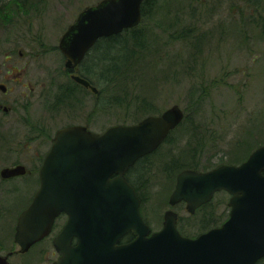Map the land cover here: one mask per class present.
I'll use <instances>...</instances> for the list:
<instances>
[{
    "label": "rangeland",
    "instance_id": "obj_1",
    "mask_svg": "<svg viewBox=\"0 0 264 264\" xmlns=\"http://www.w3.org/2000/svg\"><path fill=\"white\" fill-rule=\"evenodd\" d=\"M100 1L0 0V84L11 89L7 95L0 91V97L18 107L17 114L1 122L0 171L15 164V154L25 165L37 149L46 155L51 144L38 146L35 129L46 126L50 138L75 124L103 133L179 105L186 115L183 123L156 152L136 163L129 179L152 231L163 227L171 208L185 236L220 227L230 215L229 193H218L195 214L186 203L171 207L169 198L182 170L239 165L264 145V1L258 10L252 3L245 8L246 0H158L144 17L138 48L130 42L137 54L129 70L110 81L101 72L110 62L100 66L98 49L78 67L97 87L95 94L72 80L59 42L79 13ZM38 187L36 175L5 184L4 235Z\"/></svg>",
    "mask_w": 264,
    "mask_h": 264
},
{
    "label": "water",
    "instance_id": "obj_2",
    "mask_svg": "<svg viewBox=\"0 0 264 264\" xmlns=\"http://www.w3.org/2000/svg\"><path fill=\"white\" fill-rule=\"evenodd\" d=\"M143 2L101 0L80 12L60 39L65 67L76 68L99 40L138 27ZM73 79L90 87L78 75ZM184 118L185 111L174 105L103 133L82 125L57 131L40 170V189L19 216L17 243L29 248L49 234L65 212L69 220L55 238L60 254L55 264H257L264 258V145L240 165L178 174L171 207L186 202L188 212L195 214L215 193L224 190L231 195L230 217L221 227L189 238L179 231L173 209L166 211L159 231L152 232L143 219L141 200L126 173L155 152ZM23 170L6 168L2 174L10 177ZM128 233L134 239L119 244ZM0 264L8 263L0 257Z\"/></svg>",
    "mask_w": 264,
    "mask_h": 264
},
{
    "label": "flooded vegetation",
    "instance_id": "obj_3",
    "mask_svg": "<svg viewBox=\"0 0 264 264\" xmlns=\"http://www.w3.org/2000/svg\"><path fill=\"white\" fill-rule=\"evenodd\" d=\"M18 63H19V61H17L15 64L9 65L7 67V73L12 72L14 70V67H16ZM69 72L71 73V78L73 77L75 72H76L75 74H78L77 70H70ZM73 81L75 83H77L75 80H73ZM89 82H90L89 88H85L84 86L83 87L85 88L86 91H90V92L94 93L91 89V86H94V85L92 84L91 81H89ZM1 86H3V87H1ZM0 91L4 95H7L9 92H11V89L8 88L7 85L0 84ZM4 100L5 99L3 97H0V126L2 125L1 122H3V120L5 119V116L8 117L10 114H17V110H18V107L16 108V107L4 104ZM12 103L16 104L15 98H13ZM23 108L29 109L28 106L23 107ZM75 125H81V124H75ZM85 126H87L88 129H90L89 125H85ZM35 130H36V135H35L34 142L36 144L38 143V146H42L43 143H46L49 141L51 144V147L49 149V151H50L52 148V145H53L54 138L49 137V135L47 133V127L45 126L41 130H39V129H35ZM49 151L46 153V155L44 157H42L40 150H38V149L35 150L34 153L31 154L27 158V160L25 161L26 163H28V165L27 164L25 165V164H22L21 162H19L20 161V155L15 154L14 155V157L16 159L15 164L13 166L5 167V168L1 169V171H0V195H1V197H0V209L2 208L1 204L4 203L3 202V200H4L3 196L4 195L2 194L3 192L1 190L4 189L5 184L8 183L9 180L16 178V177H25V176L36 175V176H38L39 187H38L37 191L35 192V194L33 195V197L31 198L30 204L25 208V210L31 205L36 193L40 189V186H41L40 170H41V167H42L44 160H45L46 156L48 155ZM40 160H41V164H39ZM138 161L136 162L137 164L140 162V161L139 162ZM16 162H18V163H16ZM136 163L134 166H132L127 171L126 177H127L128 182L134 187V189L136 190V192L138 194L137 188L134 186V184L129 179V178H131V176L128 175L130 170L137 165ZM17 167H23L24 170L15 176H10V177L3 176L2 172L4 169H6V168H11V169L13 168L14 169ZM112 177H114V176H112ZM221 192H226V191H220L218 193H221ZM218 193H216L215 196ZM215 196H214V198H215ZM1 199H2V202H1ZM141 202H142V199H141ZM182 203H185V202H182ZM141 208H142V205H141ZM20 214H19V216H20ZM19 216H17V218H14V220L11 224L10 232L7 233L6 235H4V233L2 231L3 227L0 226V257L5 258L7 260L8 264H55L59 260V257H60V254L58 253V251L55 247V243H54L55 238L64 230L65 226L67 225L68 220H69L68 214L62 213L58 218H56V220L52 226L51 232L49 234L43 236L40 240L36 241L34 244H32L27 249L20 246L16 241V233H17ZM227 220L228 219H226L224 222H226ZM224 222L222 223V225L224 224ZM213 228H216V227H213ZM133 239H134V236L132 235V233H128L126 236H124L121 239L119 244L128 243V242L132 241ZM77 243H78V238L74 237L72 240V245L76 246Z\"/></svg>",
    "mask_w": 264,
    "mask_h": 264
},
{
    "label": "trees",
    "instance_id": "obj_4",
    "mask_svg": "<svg viewBox=\"0 0 264 264\" xmlns=\"http://www.w3.org/2000/svg\"><path fill=\"white\" fill-rule=\"evenodd\" d=\"M263 1L264 0H246L244 7H247L248 4L246 3H252L257 5V9L259 10V7H263ZM158 4V0L144 1L142 5V24L145 19L144 17L148 15L150 10L158 7ZM1 9L2 8H0V15L3 12V9ZM142 24L137 28L126 30L122 34L114 35L109 38H103L99 40L93 48L95 50L98 49L97 52L99 53L100 66L101 64L103 65V63L110 62L106 68L103 66L101 67V72L103 74H107L108 77H110V81L116 79L114 76H117L122 72L124 73V71L130 69V60L137 54V51L131 47L130 42L134 43L135 47L138 48V44L142 42ZM124 57H127V61H125L124 66H121L122 62H120V60H123ZM91 66V68L94 67L93 65ZM82 76L84 77V75ZM257 264H264V259L260 260Z\"/></svg>",
    "mask_w": 264,
    "mask_h": 264
}]
</instances>
